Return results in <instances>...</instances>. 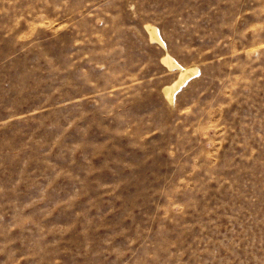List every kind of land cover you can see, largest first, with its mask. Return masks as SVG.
I'll use <instances>...</instances> for the list:
<instances>
[{
	"label": "rangeland",
	"instance_id": "rangeland-1",
	"mask_svg": "<svg viewBox=\"0 0 264 264\" xmlns=\"http://www.w3.org/2000/svg\"><path fill=\"white\" fill-rule=\"evenodd\" d=\"M0 264H264V0H0Z\"/></svg>",
	"mask_w": 264,
	"mask_h": 264
},
{
	"label": "bare ground",
	"instance_id": "bare-ground-1",
	"mask_svg": "<svg viewBox=\"0 0 264 264\" xmlns=\"http://www.w3.org/2000/svg\"><path fill=\"white\" fill-rule=\"evenodd\" d=\"M145 28L147 30L149 38L152 41H156L159 44L164 46V42L161 39L156 26L150 25V24H146ZM161 61L169 69H176L177 70L176 76L174 77V79L171 82H169L166 85H164V87L162 88V92H163L165 98L169 102H173L175 93L179 89L180 85L183 84L184 82H186V80L188 78L192 77L193 74L197 73L198 68L196 66H192V65H190V66H182L181 64H179L174 59L173 56H171L167 52L162 56Z\"/></svg>",
	"mask_w": 264,
	"mask_h": 264
}]
</instances>
